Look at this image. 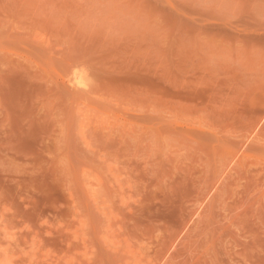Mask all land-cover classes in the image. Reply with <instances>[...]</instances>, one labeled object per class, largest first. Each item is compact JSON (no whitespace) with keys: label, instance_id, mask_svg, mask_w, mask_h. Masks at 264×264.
Listing matches in <instances>:
<instances>
[{"label":"rangeland","instance_id":"obj_1","mask_svg":"<svg viewBox=\"0 0 264 264\" xmlns=\"http://www.w3.org/2000/svg\"><path fill=\"white\" fill-rule=\"evenodd\" d=\"M0 264H264V0H0Z\"/></svg>","mask_w":264,"mask_h":264}]
</instances>
